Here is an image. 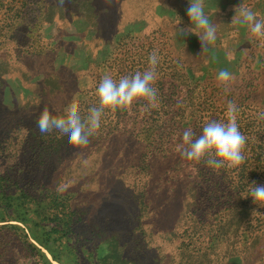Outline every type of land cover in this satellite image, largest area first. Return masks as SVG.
Masks as SVG:
<instances>
[{
  "label": "rangeland",
  "instance_id": "374dc122",
  "mask_svg": "<svg viewBox=\"0 0 264 264\" xmlns=\"http://www.w3.org/2000/svg\"><path fill=\"white\" fill-rule=\"evenodd\" d=\"M94 1L96 6L109 8L103 12L98 30L93 22L92 0H64L62 4L60 0H0V174L10 170L6 168L7 163H18L20 166L29 165L22 168L30 169L34 176L38 175L43 180L60 177L68 182L75 180L77 185H70L73 188L69 187V190L76 192L71 195H78L82 201H91V204L102 200V208L118 215L126 210L125 206L111 199L116 188L123 189V185H116L117 179H114L118 174L115 165L122 164L113 160L120 149L115 144L136 147L137 142L133 137L124 141L115 140L118 132H114L115 119L111 118L102 119V137L91 138L90 144L83 150L72 149L67 137L56 132L50 135L37 132L39 140H43L39 143L30 131L31 128L37 129L35 120L39 113L48 107L53 113L62 114L73 98L78 100L79 105L87 102L90 108L96 106V88L103 76L114 79V76L143 72L149 67L148 60L153 51L158 56L157 79L153 87L161 89L163 80L177 79L173 74L180 67L179 55L183 56L181 51L187 52L185 49L191 52H188L190 60L194 59L197 63L199 72L196 76L204 75L199 80V86H193L188 95V106L192 102L204 106L206 96L203 91L211 92L218 84V71L227 69L233 74L235 83L242 84V87L247 85V90L253 91L255 108L259 109V114L264 113V37H255L246 26L231 23L235 8L241 4L256 13L258 19L264 20V0H204L205 13L217 26L215 44L210 55L204 56H200L199 38L179 31L191 24L187 16L190 0H113L111 4H106L105 0ZM182 59L185 60L184 56ZM51 73L60 87L55 93L48 94L51 84L48 86L42 79ZM169 81L164 90L173 93ZM174 100L175 97L169 98L167 94L164 99L157 95L158 107L172 106ZM259 114L256 116L259 117ZM258 117L256 122H260L263 125L260 129H263L264 120ZM193 119L192 115L183 122L189 124ZM134 121H140V117ZM260 129H256L257 138ZM106 135L110 137L103 138ZM142 136L143 140L148 139L144 133ZM51 139H56V144L52 143L51 149L46 150ZM59 140L63 141L57 145ZM34 145L38 147V154L32 156ZM166 147V143L163 144V148ZM43 149L46 152L40 155ZM175 168L171 156L161 154L158 174L165 179L172 176ZM195 169L192 171L198 173ZM142 170L132 168L131 173L144 180L148 171L146 168ZM206 170L213 169L206 166ZM45 174L47 177H43ZM66 184L61 182L59 185ZM61 203L64 205L65 202ZM74 206L71 205L72 209ZM38 220L46 227L43 234L57 224L58 227L52 228L51 236H62L59 241L49 243L52 251L33 239L50 264H100L99 258L107 254L105 245L97 250L96 242L89 235L76 232L63 235L64 223L61 220L51 216L47 220ZM136 222L138 220L128 224V230L133 229L134 232L122 239L125 264H136L139 256L148 264H223L220 260L222 254L214 252V238L210 241L207 237L206 243L201 239L197 241L198 250L195 251L184 243L189 238L194 240L191 232L196 221L190 220L192 228L187 233H181L179 238L170 234L161 237L158 230L145 225V222L134 229ZM253 222H245L240 234ZM81 227L78 223L75 230ZM7 242L6 251L0 254V264H41L34 256L25 255L14 234L8 236ZM235 246L237 254L246 258L239 264H264V244L246 252L243 251L245 246L240 248L237 243Z\"/></svg>",
  "mask_w": 264,
  "mask_h": 264
},
{
  "label": "trees",
  "instance_id": "16d2710c",
  "mask_svg": "<svg viewBox=\"0 0 264 264\" xmlns=\"http://www.w3.org/2000/svg\"><path fill=\"white\" fill-rule=\"evenodd\" d=\"M91 5L93 22L98 30L97 26L102 24V14L109 8L98 4L96 6L94 0ZM185 50L187 52L181 51L185 60L179 55L180 67L178 66L176 74H173L177 79L163 80V87L157 90L160 99H164L166 94L169 98L175 97L172 106L158 107L148 113L141 111L143 102H139L132 106L131 114L118 110L102 118L115 119L114 132H118L114 137L115 140L124 141L133 137L132 139L138 144L136 147L127 144L121 147L119 143L115 144L120 149L117 150L118 153L114 155L113 160L122 163L117 164L122 170L115 165L118 174L114 177L117 182L115 180L114 182L116 185H123V189L120 191V188H116L111 199L125 206L126 211L118 215L111 214L107 209L102 208L104 206L102 200L91 204V201H82L78 195H71L72 192H76V190H69V187L73 188V185H77L75 180L68 182L64 177L57 180H43L38 175L34 176L30 169L22 168L29 167V165L20 166L18 163H7L6 168L10 170L0 174V254L6 251L8 236L14 234L21 243L25 255L34 256L41 261V264H50L45 254L33 241L35 239L40 245L52 251L49 243L62 239V236H51L52 228L58 227L57 224L50 228L51 231L46 234L42 233L46 227L38 219L47 220L49 216L64 223L61 230L63 235L73 232L89 235L96 242L97 250L101 245H105L107 254L99 258L100 264L126 263L123 254L125 245L122 239L124 235L134 232L133 229L128 230L127 227L130 222L134 223L136 220L138 222L134 229H138V225L142 226L145 222V225L158 230L161 237L170 234L174 238H179L181 233L190 231L192 228L190 220L196 221L191 232L194 240L191 241L189 238L190 241L184 243L195 251L197 241L201 239V242L206 243L207 237L210 241L214 238L215 240H212L214 241V252L218 251L215 254H222L220 260L223 264L229 262L239 264L246 260L235 251L237 247L235 243L240 248L245 246L243 250L245 252L255 246L257 248L263 246L264 205L259 202L254 203L253 198L248 195L253 181L258 185H264V128L260 129L263 125L256 122L259 109L255 108L254 93L252 90H247V85L245 88L242 84L232 81L227 93L224 92L222 86L217 84L211 92L203 91L206 96L204 106H201L199 102L197 104L192 102L188 106V95L194 89L193 86H199V80L203 79L204 75L196 76L199 72L197 63H194V59L190 60V50ZM53 76L51 73L42 79V82L48 83V86L49 83L51 84L47 91L48 94L55 93V90L60 87ZM121 77L114 76V80L118 81ZM168 81L173 93L164 90ZM234 85L236 86L233 89ZM207 101L208 106H206ZM229 101L235 102L238 108L237 124L241 133L246 137L244 163L235 169L214 170L212 168V171H207V165L204 162L193 164L182 158L175 148L182 142L183 131L191 128L199 135L203 125L208 121L227 122ZM80 106L83 108L80 112L84 118L90 109V103L83 102ZM192 115L194 119L190 120L189 124L183 122ZM138 117L140 121L135 122L134 119ZM103 123L101 120V125ZM103 126L93 137L94 139L102 137ZM256 129H260L258 138L255 136ZM30 131L35 134L39 143L43 141L39 140V136L36 135L39 132L38 129L31 128ZM143 133L145 137L148 136L147 140L142 139ZM105 137L108 139L110 135L103 136ZM48 141L46 150L51 149L50 145L57 140ZM61 141L63 140H59L57 145ZM165 143L167 147L163 148ZM32 147L34 149H32V156H34L38 154V147L36 145ZM45 149L39 154H45ZM161 154L170 155L176 166L172 176H166L165 179L158 174ZM200 165L203 167L200 168ZM132 168L140 170L146 168L148 171L146 178L144 177L143 180L140 176L133 175ZM193 168H197L195 172L198 171V173H194ZM43 177H47V174ZM199 177L200 181L197 182ZM61 182L67 184L60 186ZM63 188L66 190L61 191ZM61 202H65L64 205L67 208H64ZM71 205H76V207L72 209ZM167 220L170 222H165ZM249 220H254V222L240 234L243 224ZM78 223L82 227L75 230ZM195 258L197 260V257ZM208 260L212 263L211 259ZM136 264H148V262L139 256Z\"/></svg>",
  "mask_w": 264,
  "mask_h": 264
},
{
  "label": "clouds",
  "instance_id": "9594fccd",
  "mask_svg": "<svg viewBox=\"0 0 264 264\" xmlns=\"http://www.w3.org/2000/svg\"><path fill=\"white\" fill-rule=\"evenodd\" d=\"M63 2L64 0H60L61 4ZM112 2L113 0H105L106 4ZM204 8V0H190L187 16L191 24L187 29H179L185 35L190 33L199 38L200 56L210 55L211 47L217 39V26L210 21ZM231 23L246 26L255 37H264V20L258 19L257 14L243 4L235 8ZM148 64L149 67L143 72L137 71L133 75L122 76L118 81L111 76H103L96 88L98 104L92 106L84 118L81 116L79 102L75 98L65 106L62 114H54L45 107L35 120L37 129L42 135L56 132L66 136L72 149L83 150L100 130L102 118L109 113L119 110L131 114L132 106L139 102H143L141 111L150 113L152 109L158 107L157 89L153 87L157 79L158 64L155 51L150 54ZM216 79L218 86H222L227 93L234 76L227 69H221ZM237 112L235 102L229 101L227 122L208 121L203 125L199 135L191 128L185 129L182 133V142L176 145L175 151L193 164L204 162L214 170L238 168L245 160L243 153L246 137L239 130ZM258 118L264 120V113H260ZM65 190L66 188L61 189ZM248 195L253 198L254 203L264 205V185H258L253 181Z\"/></svg>",
  "mask_w": 264,
  "mask_h": 264
}]
</instances>
